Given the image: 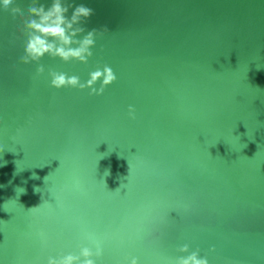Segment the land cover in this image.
Returning a JSON list of instances; mask_svg holds the SVG:
<instances>
[{
  "label": "water",
  "instance_id": "1",
  "mask_svg": "<svg viewBox=\"0 0 264 264\" xmlns=\"http://www.w3.org/2000/svg\"><path fill=\"white\" fill-rule=\"evenodd\" d=\"M75 3L108 29L89 62L23 64L22 21L0 0V264L93 240L97 264H175L184 244L264 264V0ZM104 64L103 95L51 86L49 71L86 82Z\"/></svg>",
  "mask_w": 264,
  "mask_h": 264
},
{
  "label": "clouds",
  "instance_id": "2",
  "mask_svg": "<svg viewBox=\"0 0 264 264\" xmlns=\"http://www.w3.org/2000/svg\"><path fill=\"white\" fill-rule=\"evenodd\" d=\"M2 7L14 20L22 21L19 30L26 37L25 53L20 57L23 64L39 63L46 55L52 58L59 57L66 63L75 60L87 64L94 55L92 49L96 45L97 36H103L108 32L107 28L88 30L84 25L95 14L94 9L83 3L76 4L75 0H51L50 4L42 0H29L27 13L17 0H2ZM45 71V66L40 64L37 74L43 75ZM48 74L52 87L91 89L90 95H103L117 80L114 70L107 64L98 65L96 70L89 73L90 78L86 82H82L78 75L69 76L64 72L52 70ZM98 83L99 88L96 87ZM135 112V108L129 106V115L132 119L136 118ZM36 189L34 190L37 191ZM23 193H26L24 188L21 194ZM93 243L95 250L85 246L81 247L78 255L49 256L47 264H97V260L104 254V249L100 241L93 240ZM178 251L186 255L177 257L175 264H209L206 256L201 257L199 249L192 251L188 244L179 247ZM129 261L130 264H140L137 257L128 258L125 264H129Z\"/></svg>",
  "mask_w": 264,
  "mask_h": 264
}]
</instances>
